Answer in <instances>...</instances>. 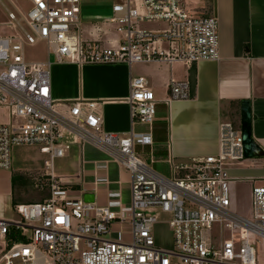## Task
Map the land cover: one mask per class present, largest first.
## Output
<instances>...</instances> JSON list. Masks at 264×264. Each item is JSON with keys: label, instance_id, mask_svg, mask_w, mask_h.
<instances>
[{"label": "built area", "instance_id": "obj_1", "mask_svg": "<svg viewBox=\"0 0 264 264\" xmlns=\"http://www.w3.org/2000/svg\"><path fill=\"white\" fill-rule=\"evenodd\" d=\"M30 9L18 19L8 11L10 27L22 31L26 42L45 40L57 62L126 64L181 62L188 66L220 58L219 20L194 17L180 0H117L110 23L121 38L117 44L83 41L73 25L82 0H28ZM26 24V28L22 25ZM142 23H158L143 28ZM51 61L25 58L24 40L0 35V108L8 122L0 123V169H12V148L37 145L48 157L40 181L50 196L19 203L20 219L0 217V264H261L264 245V185L252 188V219L231 209L227 162L245 158L242 132L231 122L220 123L217 156L171 164V177L153 171L134 146L153 143L158 100L143 76L132 77L127 99L132 124L127 136L100 130L102 118L95 101L65 104L52 97ZM189 80L171 79L166 105L191 98ZM83 138L115 153L131 179L129 207L113 210L84 200L87 188L68 186L74 176H56L53 160ZM98 169H101L99 167ZM39 181V180H38ZM38 185V184H37ZM169 214L175 249L156 245L159 222L150 210ZM218 229L217 237L212 232ZM264 255V253H263ZM264 264V256H263Z\"/></svg>", "mask_w": 264, "mask_h": 264}, {"label": "crops", "instance_id": "obj_2", "mask_svg": "<svg viewBox=\"0 0 264 264\" xmlns=\"http://www.w3.org/2000/svg\"><path fill=\"white\" fill-rule=\"evenodd\" d=\"M211 4L209 16L219 20L218 60H202L192 66L181 62L81 65L55 60L51 61V90L53 99L62 104L77 100L97 102V113L103 121L100 130L127 136L131 130L146 131V126L132 124L127 99L131 78H147L158 100L153 143L137 144L134 150L153 171L165 177L172 174L171 158L187 163L219 155L220 123L231 122L241 131L243 103L248 101L252 137L263 154L225 164L231 206L237 211L241 198L248 197L251 206L252 188L264 183V0H211ZM116 33L107 36L106 41L117 44L121 36ZM172 78L189 80L192 95L189 100L173 101L168 106L163 100L168 98ZM71 141L67 154L53 160L54 174H78L68 186H85L99 206L113 210L129 207L132 176L116 161L115 153L88 139ZM34 149L27 163L14 161L12 169H0L1 200L12 197L15 173L31 171L38 177L46 174L48 156L37 147ZM4 213L0 208V217Z\"/></svg>", "mask_w": 264, "mask_h": 264}, {"label": "rangeland", "instance_id": "obj_3", "mask_svg": "<svg viewBox=\"0 0 264 264\" xmlns=\"http://www.w3.org/2000/svg\"><path fill=\"white\" fill-rule=\"evenodd\" d=\"M117 0H82L80 3V13L78 22L80 27L73 25L72 28L78 32L81 39L86 41L89 40H101L105 45H111L106 41L107 36H113L116 33V26L109 22L112 17V7ZM180 6L185 9L191 16L194 17H204L211 15L212 4L211 0H180ZM16 7L20 10L23 16L31 7L28 0H0V35H18L24 40V50L25 58L27 61H46L48 58L50 61H55L54 54L50 52L48 44L45 40H39L34 44L26 42L22 31L19 27L12 28L9 24L12 21L9 19L8 11L10 10L15 13L18 19L21 18V14L18 12ZM22 25L26 28V24L22 21ZM160 26L158 23H142L143 28H156ZM117 34V33H116ZM106 37V38H105ZM88 41V40H87ZM67 58L64 57V61ZM8 112L4 108H0V123L8 122ZM18 146V145H17ZM39 147L37 145L20 144L18 149L12 148V162H20L24 164L25 161L30 159V157L35 153L34 148ZM67 154V151L66 153ZM16 159V160H15ZM18 164V163H15ZM18 176L13 182V195L7 200L0 199V208L4 210V217L20 219V216L14 211V206L16 203H30V202H40L44 195H49V190L47 187L38 186L36 175L31 174V171L24 172L20 171L15 173ZM40 184V183H39ZM264 185V183L255 184ZM44 201V200H43ZM231 209L238 213V215L244 216L248 219H252V204L250 206V199L248 197L241 198L239 203L236 205L237 211H235L232 206ZM149 213L157 216L158 223L154 227L155 241L156 245L165 249H175V241L172 230L169 228V224L166 222L170 215L163 213L160 209L150 210ZM214 237L218 235V229L215 228L212 232ZM2 244L0 243V255H1ZM263 253L264 245L258 247V255L260 263H263ZM172 264H181L178 259H175Z\"/></svg>", "mask_w": 264, "mask_h": 264}, {"label": "water", "instance_id": "obj_4", "mask_svg": "<svg viewBox=\"0 0 264 264\" xmlns=\"http://www.w3.org/2000/svg\"><path fill=\"white\" fill-rule=\"evenodd\" d=\"M241 131L245 157L253 158L255 156H260L261 154H263L262 149L252 137L251 111L250 103L248 101L246 103H243ZM84 200L94 202L95 195L92 193H87L84 195Z\"/></svg>", "mask_w": 264, "mask_h": 264}, {"label": "trees", "instance_id": "obj_5", "mask_svg": "<svg viewBox=\"0 0 264 264\" xmlns=\"http://www.w3.org/2000/svg\"><path fill=\"white\" fill-rule=\"evenodd\" d=\"M17 176H18L17 174H15V175L13 176V182H15V179H16ZM36 178H37V182H35V184L37 183L38 186H44L43 183L40 181V177L36 176ZM38 180H39V181H38ZM39 183H40V184H39ZM47 189H48V188H47ZM48 197H49V195H44V196L41 198V200L43 201V200L47 199ZM16 204H18V203H16ZM16 204H15V205H16Z\"/></svg>", "mask_w": 264, "mask_h": 264}]
</instances>
